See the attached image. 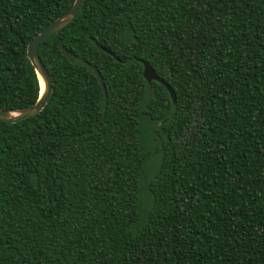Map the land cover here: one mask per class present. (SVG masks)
<instances>
[{
  "label": "trees",
  "instance_id": "trees-1",
  "mask_svg": "<svg viewBox=\"0 0 264 264\" xmlns=\"http://www.w3.org/2000/svg\"><path fill=\"white\" fill-rule=\"evenodd\" d=\"M73 2L0 0V109L36 103L27 45ZM37 52L49 102L0 121V264H264V0H84Z\"/></svg>",
  "mask_w": 264,
  "mask_h": 264
},
{
  "label": "water",
  "instance_id": "water-1",
  "mask_svg": "<svg viewBox=\"0 0 264 264\" xmlns=\"http://www.w3.org/2000/svg\"><path fill=\"white\" fill-rule=\"evenodd\" d=\"M84 0H74L71 8L56 18L54 21L49 23L47 26H45L27 45L26 49V55L34 67V70L38 76L39 80V97L36 103L28 108L20 109V110H3L0 109V121L7 122V123H16L21 120L33 117L40 113L47 103L49 102L51 95H52V82L50 79V76L43 65V63L40 60V57L37 52V45L41 42H44L48 38H50L52 35L63 29L65 26H67L69 23H71L76 16L78 15ZM104 52L109 54L110 56L114 57L116 56L108 49L104 47H100ZM59 49L63 56L67 57L68 59L75 60L77 62H80L82 64H85L92 68L94 73L96 74L98 81L100 83L101 89L104 94V98L106 99V90L103 83V79L96 70L95 67H93L91 64L87 63L86 61L76 57L74 54H71L70 52L66 51L62 44L59 43ZM118 60V59H117ZM141 64L143 65L142 70V77L145 79L146 82L150 83L152 81H156L159 84H161L166 91L169 94L170 99L172 100L173 104H175V95L174 91L171 89L168 83H166L163 79L159 78L155 71L152 69V67L146 62L141 60ZM40 80L43 82V91L40 90Z\"/></svg>",
  "mask_w": 264,
  "mask_h": 264
},
{
  "label": "bare ground",
  "instance_id": "bare-ground-1",
  "mask_svg": "<svg viewBox=\"0 0 264 264\" xmlns=\"http://www.w3.org/2000/svg\"><path fill=\"white\" fill-rule=\"evenodd\" d=\"M40 90H41V92L43 91V82H42V80H40Z\"/></svg>",
  "mask_w": 264,
  "mask_h": 264
}]
</instances>
